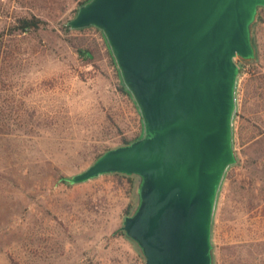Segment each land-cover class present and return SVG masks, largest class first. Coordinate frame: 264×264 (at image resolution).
<instances>
[{
	"label": "rangeland",
	"instance_id": "1",
	"mask_svg": "<svg viewBox=\"0 0 264 264\" xmlns=\"http://www.w3.org/2000/svg\"><path fill=\"white\" fill-rule=\"evenodd\" d=\"M80 1L0 0V264H145L120 229L131 182L61 179L141 133L102 32L66 26ZM31 15L41 26L17 30L15 18ZM253 35L256 59H239L237 160L217 196L214 264H264L263 7Z\"/></svg>",
	"mask_w": 264,
	"mask_h": 264
},
{
	"label": "water",
	"instance_id": "2",
	"mask_svg": "<svg viewBox=\"0 0 264 264\" xmlns=\"http://www.w3.org/2000/svg\"><path fill=\"white\" fill-rule=\"evenodd\" d=\"M260 7L264 0H87L67 21L102 32L141 133L61 179L137 176V203L120 229L145 264H213L217 196L237 160L239 59L255 57Z\"/></svg>",
	"mask_w": 264,
	"mask_h": 264
},
{
	"label": "trees",
	"instance_id": "3",
	"mask_svg": "<svg viewBox=\"0 0 264 264\" xmlns=\"http://www.w3.org/2000/svg\"><path fill=\"white\" fill-rule=\"evenodd\" d=\"M87 0H81L79 3H78V6L80 5V4H82V3H84V2H86ZM262 8V7H261ZM258 14H259V8H258V11H257V14H256V17H255V19H254V21H253V23H252V25H251V34H252V39H253V43H254V46H255V42H254V35H253V27H254V25H255V23H256V21H257V19H258ZM15 21H16V29L17 30H19V31H21V32H26V31H29V30H36V29H38L40 26H41V24H42V20L39 18V17H37V16H35V15H31V16H28V17H26V16H18V17H16L15 18ZM68 28H70L69 26H68V24L66 25ZM255 50H256V46H255ZM80 51V53H81V56L82 57H88V51H86V50H79ZM111 54V53H110ZM256 55L257 54H255V57L253 58V59H242V61L243 62H250V61H253L254 59H256ZM112 56V55H111ZM113 58V57H112ZM114 64H115V62H114ZM115 67H116V65H115ZM243 67H244V63H241L240 64V68H239V74H241L242 72H243ZM116 70H117V68H116ZM117 73H118V70H117ZM118 77H119V73H118ZM119 81H120V87H121V89L122 90H124L127 94H129L130 95V93L128 92V90H126V88L123 86V84H122V82H121V80H120V77H119ZM130 97H131V95H130ZM132 98V97H131ZM133 100V99H132ZM134 102V101H133ZM135 104V103H134ZM136 106V105H135ZM137 108V107H136ZM137 111H138V109H137ZM139 113V112H138ZM140 120H141V118H140ZM136 138V137H135ZM134 138V139H135ZM133 139H130V140H124L123 141V143H121L120 145H124V144H128V143H130L131 141H132ZM120 145H118V146H120ZM108 149H110V148H108ZM108 149H106V150H104L103 152H101L97 157H96V159L99 157V156H101L105 151H107ZM95 159V160H96ZM114 174H118V175H122V176H125L130 182H131V185H132V190H133V194H134V197H135V202H133L134 204H133V206H132V208L130 209V208H128L127 210H126V212H127V214H130L132 211H133V209L135 208V206H136V203H137V200H136V194H135V185H136V183H137V180H138V178H137V176H135V175H127V174H122V173H114ZM121 232H122V234L124 235V233H123V231L121 230ZM134 245V244H133ZM136 248V247H135ZM137 250H138V252L141 254V252L139 251V249L138 248H136ZM142 255V254H141ZM143 257V256H142ZM213 264H214V255H213Z\"/></svg>",
	"mask_w": 264,
	"mask_h": 264
}]
</instances>
